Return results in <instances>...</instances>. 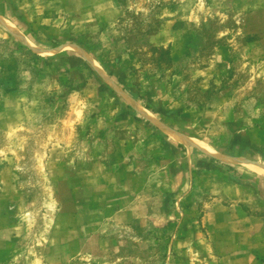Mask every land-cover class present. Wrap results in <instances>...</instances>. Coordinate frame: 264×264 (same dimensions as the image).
<instances>
[{"label":"rangeland","instance_id":"rangeland-1","mask_svg":"<svg viewBox=\"0 0 264 264\" xmlns=\"http://www.w3.org/2000/svg\"><path fill=\"white\" fill-rule=\"evenodd\" d=\"M257 168L264 0H0V264H245L210 177Z\"/></svg>","mask_w":264,"mask_h":264},{"label":"crops","instance_id":"crops-1","mask_svg":"<svg viewBox=\"0 0 264 264\" xmlns=\"http://www.w3.org/2000/svg\"><path fill=\"white\" fill-rule=\"evenodd\" d=\"M146 111L150 113L147 109ZM150 114L152 116L146 114V118L154 121L153 116L155 115L153 113ZM223 173L222 171L219 175L214 174L210 177L212 181L210 191L214 188L217 191H222V194L225 196L222 200L218 198L214 199L215 202L209 206V208L213 210L212 212H214H208L212 228L221 227L223 228L221 234H226L228 232L229 235H233L232 238L234 239L238 234L240 236L245 235V241H237L235 239L237 242H234L239 245L241 250L240 254L242 255H240L239 258L241 257L245 264H264V216L260 214H250L246 211L247 208L253 205L262 210L264 209V202L258 195L254 196L255 191L253 188L245 185H237L233 183V181H230V179H225ZM235 211H238L239 216L235 215ZM253 226L258 227L256 230L257 235L254 237L256 239L254 240L253 234L256 231ZM249 238L251 239L249 240ZM254 246H256V252H254V254L251 252L249 256L247 251L244 250L252 249Z\"/></svg>","mask_w":264,"mask_h":264},{"label":"bare ground","instance_id":"bare-ground-1","mask_svg":"<svg viewBox=\"0 0 264 264\" xmlns=\"http://www.w3.org/2000/svg\"><path fill=\"white\" fill-rule=\"evenodd\" d=\"M141 113L146 116V114H148L149 116H151V114L149 112H147L145 109L141 110ZM171 136L177 141V142H182L184 144H186L187 146H194L196 144L197 147H199L200 149L204 150V151H209V149L203 145V144H200V143H193L192 141L186 139L185 137H180V136H177L175 135L174 133H171ZM259 175H262L264 176V169L262 168H257L255 170Z\"/></svg>","mask_w":264,"mask_h":264},{"label":"trees","instance_id":"trees-1","mask_svg":"<svg viewBox=\"0 0 264 264\" xmlns=\"http://www.w3.org/2000/svg\"><path fill=\"white\" fill-rule=\"evenodd\" d=\"M110 76L112 77V74H110ZM148 111L152 112L154 115H158V113L153 110L152 108H150L149 106H144Z\"/></svg>","mask_w":264,"mask_h":264}]
</instances>
